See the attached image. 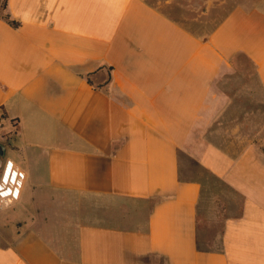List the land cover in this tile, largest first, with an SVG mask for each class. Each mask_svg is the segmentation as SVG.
I'll list each match as a JSON object with an SVG mask.
<instances>
[{
    "label": "crops",
    "instance_id": "1",
    "mask_svg": "<svg viewBox=\"0 0 264 264\" xmlns=\"http://www.w3.org/2000/svg\"><path fill=\"white\" fill-rule=\"evenodd\" d=\"M3 1L0 264H264V1Z\"/></svg>",
    "mask_w": 264,
    "mask_h": 264
},
{
    "label": "rangeland",
    "instance_id": "2",
    "mask_svg": "<svg viewBox=\"0 0 264 264\" xmlns=\"http://www.w3.org/2000/svg\"><path fill=\"white\" fill-rule=\"evenodd\" d=\"M152 2H157V0H150ZM165 1V0H161ZM178 2V9L175 10L170 8L168 10L169 14L180 17L185 24H192L194 20L201 19L206 23H212V26L215 27L219 21L231 10L236 4H240L244 2L248 4V2H259L261 0H212L213 5L207 10V14H203L206 11V6L204 4V0H176ZM264 1V0H262ZM198 29H200L198 27ZM202 30H205L202 27Z\"/></svg>",
    "mask_w": 264,
    "mask_h": 264
},
{
    "label": "built area",
    "instance_id": "3",
    "mask_svg": "<svg viewBox=\"0 0 264 264\" xmlns=\"http://www.w3.org/2000/svg\"><path fill=\"white\" fill-rule=\"evenodd\" d=\"M2 127V120L0 118V128ZM15 202L14 195L12 192L6 189H0V208L8 207L13 205Z\"/></svg>",
    "mask_w": 264,
    "mask_h": 264
},
{
    "label": "trees",
    "instance_id": "4",
    "mask_svg": "<svg viewBox=\"0 0 264 264\" xmlns=\"http://www.w3.org/2000/svg\"><path fill=\"white\" fill-rule=\"evenodd\" d=\"M6 7H7V0H4V1L2 2V4H1V9H2V11H4V10L6 9ZM4 17H5L6 19H9V15H4ZM12 24L16 26L18 23L15 22V21H12Z\"/></svg>",
    "mask_w": 264,
    "mask_h": 264
},
{
    "label": "water",
    "instance_id": "5",
    "mask_svg": "<svg viewBox=\"0 0 264 264\" xmlns=\"http://www.w3.org/2000/svg\"><path fill=\"white\" fill-rule=\"evenodd\" d=\"M4 154H5V147L4 145L0 144V157L4 156Z\"/></svg>",
    "mask_w": 264,
    "mask_h": 264
}]
</instances>
